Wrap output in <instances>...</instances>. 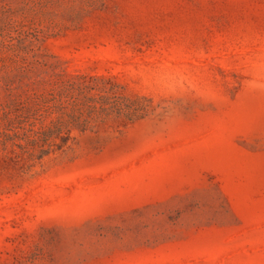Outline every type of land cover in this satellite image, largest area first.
Returning <instances> with one entry per match:
<instances>
[{"label": "rangeland", "instance_id": "374dc122", "mask_svg": "<svg viewBox=\"0 0 264 264\" xmlns=\"http://www.w3.org/2000/svg\"><path fill=\"white\" fill-rule=\"evenodd\" d=\"M0 264H264V0H0Z\"/></svg>", "mask_w": 264, "mask_h": 264}]
</instances>
